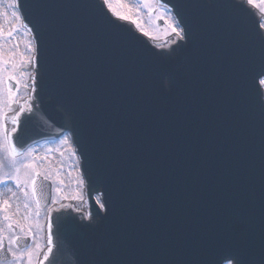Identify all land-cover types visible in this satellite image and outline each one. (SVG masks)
<instances>
[{
  "label": "water",
  "instance_id": "95a60500",
  "mask_svg": "<svg viewBox=\"0 0 264 264\" xmlns=\"http://www.w3.org/2000/svg\"><path fill=\"white\" fill-rule=\"evenodd\" d=\"M165 1L187 29L171 59L100 0H19L47 98L16 144L72 128L109 208L96 228L65 221L51 264H211L241 238L262 264L264 103L250 69L264 65V33L242 1ZM36 190L45 209L51 183Z\"/></svg>",
  "mask_w": 264,
  "mask_h": 264
},
{
  "label": "rangeland",
  "instance_id": "374dc122",
  "mask_svg": "<svg viewBox=\"0 0 264 264\" xmlns=\"http://www.w3.org/2000/svg\"><path fill=\"white\" fill-rule=\"evenodd\" d=\"M134 4H137V7H134L132 4H129L127 7H122L119 6L118 8L114 7V9L117 12H120L121 14L128 15V14H133L132 18L139 20L140 22V29H143V31H147L149 33V36H154L155 38H163L167 37L168 35H174L171 33V30L168 29L167 27V21L171 20V17L168 13V8L165 7L164 5H161L158 3V0H134ZM110 3H112V0H110ZM258 5L261 8H264V2H261V0H257ZM140 9V11L138 10ZM154 10V11H150ZM130 16V15H128ZM131 17V16H130ZM160 17H164L163 23L159 24L158 19ZM11 22L8 23L9 26L5 25L2 26L1 29V38L0 40L3 43H8L11 48H14L16 51L15 53L11 54L8 58L6 59H0L3 61H9L8 64H0V69H3V71H0V77H3L4 83L0 84V117H3V115L6 113L8 117L13 116L14 114L12 112H9V107H8V95H7V87H6V77L9 75L11 72L16 76L17 81L22 83L21 79L18 78V70H15L13 68L14 65H18L22 62V59L26 58L27 50L25 51L21 49L20 46V41L18 38L22 37V33L24 31L23 27L20 24H15L14 27L10 26ZM20 32V33H19ZM9 33H12L11 36H9ZM15 40H18L19 45L16 44ZM28 46H29V42ZM16 101H21L20 94ZM13 106V105H12ZM8 121H11L10 119L7 120L6 122L0 119V123H6V127H8ZM11 129V128H10ZM9 129V130H10ZM4 141H3V132L0 130V160L3 161L4 163V168L3 171L0 172V175L4 173L8 174H15V170L13 167L10 166V160L11 158L8 156L6 148L3 146ZM45 153L46 155H51L53 154L54 151H57V157H58V165L61 163L68 164L67 167L70 166L71 162L74 160V154L69 146V141L62 140L60 142L53 143L51 145H46L45 148ZM35 149L29 150L27 153H30L29 155H22V156H17L16 161L19 164L20 162H31L34 164L35 168L37 171L43 173L44 175H47L49 177V180H52L53 186H54V193L53 197L56 200L60 199V196H66V190H65V185L60 183V176L58 175V169L55 168H49V172L41 170L40 166H38L39 157L35 156L34 154ZM59 152V154H58ZM43 153V152H42ZM62 165H60V170L62 168ZM44 169V167H43ZM25 171L32 172L31 169H21V177L23 178V174ZM34 174V173H32ZM64 175V173H63ZM74 177H70L71 182ZM10 183V186L8 184ZM74 183V182H73ZM6 185L7 188L11 190V192L16 193L15 196H13V193L9 195L5 200H10L11 205H13L12 209L14 210V214H16L17 217H21L22 215H26L28 220L22 219H17L14 220L15 218L10 216V212H8V208L4 209L3 208V199L1 200L0 204V237L6 239L8 242L9 238H12L16 235L20 236H25V234L31 232V243L28 246V248H31L33 250V256H32V264H40V259L42 258L44 254V247H45V230L47 228V220H46V215L43 209L40 207H37V203L35 198L31 196V188H28L27 191L29 192V196L26 198L23 193L21 192L20 188H17L15 186V183L13 181H8L5 184H0V189ZM69 186V187H68ZM67 186V190L69 195H72V187L70 189V185ZM23 187V185H21ZM19 199L21 197L22 200L25 201V205L27 204V207H25V211L27 210L26 213H24L18 206L15 205V201L13 198ZM38 213V214H37ZM8 216L10 217V220H5L4 217ZM30 219H33V224L31 223L30 225ZM11 223L13 225L12 228L8 227V224ZM23 228V232L20 231V229ZM48 229V228H47ZM40 245V249L37 251L36 250V245ZM8 245V243H7ZM23 249V248H22ZM22 249H17V252L19 254V251ZM12 259V257H11ZM10 259V260H11ZM5 261L4 264H8V261ZM19 264H28V259L27 256L25 255L22 260L19 262Z\"/></svg>",
  "mask_w": 264,
  "mask_h": 264
},
{
  "label": "snow or ice",
  "instance_id": "6c2138e0",
  "mask_svg": "<svg viewBox=\"0 0 264 264\" xmlns=\"http://www.w3.org/2000/svg\"><path fill=\"white\" fill-rule=\"evenodd\" d=\"M243 2V0H242ZM261 2H264V0H261ZM103 4L108 5L109 9L113 11V14L117 16L118 20H124V21H131L134 23L138 28H140V22L139 20H136L128 15L121 14L120 12H117L110 3V0H103ZM247 4L253 5L255 7H258L257 0H247ZM11 7L14 9H19L20 3L19 0H12ZM154 11V10H150ZM261 11L264 12V8H261ZM14 16H17V18H20L17 14V12H13ZM160 19H164V17H160ZM167 27L171 30V33L174 34L176 37H179L181 40H185L187 38V29L181 25V22L178 19H171L167 21ZM260 27L264 28V25H260ZM143 31V29H141ZM12 33H9V36H11ZM144 35H149L147 31H144ZM264 38V37H262ZM28 51L31 53L26 59H22V62L18 65H14L13 68L15 70H20L21 75H23V69L27 67L28 65H31L33 61L37 59L38 55V49L35 47H30ZM9 61H3L0 60V64H8ZM0 71H3V69H0ZM252 72V80L253 82H256L258 80L259 85L264 86V65H262L259 69L252 68L250 69ZM32 90H35V78L32 77ZM7 81H15L16 82V91L19 90V81H17L16 76L12 74L11 72L7 76ZM5 81L3 77H0V84H3ZM25 88H28L29 85L25 84ZM2 92V90H0ZM261 96L262 103H264V93H257ZM15 95L13 88H8V107L9 109L12 108V105L14 103L19 104V110L15 112V114L11 117H8L5 113L3 117H0L3 121L11 120V123L13 127L9 130L6 127V123H0V130L3 132V141H4V147L7 150L8 156L11 158L10 160V166L14 168L15 174H8L4 173L0 175V184H5L8 181H13L15 183V186L17 188H20L23 195L27 198L29 196V192L27 191L28 188H31V196L33 198L37 195L36 190V184H37V178L43 176L44 180H48L49 177L47 175H44L43 173L36 170L35 166L31 162H20L19 164L16 161V157L19 155H29L30 153H21L19 149L17 148L16 144L13 143V134L17 132L18 126L20 124V116L25 112H31L32 111V105L30 103H21L19 101H16L12 99V97ZM4 163L2 160H0V172L3 171ZM31 169L32 172L25 171L23 174V178L21 177V169ZM34 173V174H32ZM81 183H83V180H81ZM23 185V187H21ZM16 193H13V196H15ZM37 207L39 208V200H36ZM97 203L99 204L100 209L104 210V214L107 215L109 208L106 206L108 205V202L105 200H98ZM11 204L8 200H5L3 202V208L7 209L10 208ZM27 207V204L25 205ZM38 214V213H37ZM5 220H10V217L5 216ZM85 219L89 220L90 222L93 220V217L91 216V213L88 214ZM9 228H12L13 225L11 223L8 224ZM61 227V223L57 224V231H59ZM48 229H49V235L47 238V251L43 254V259L46 261L49 259V256L53 252V239L51 235V229L52 224L51 221L48 223ZM21 232H23V228L20 229ZM29 236H31V232L25 234V236L16 235L12 238L8 239V245L5 246L3 242V238L0 237V253H7L9 254L12 259L8 261V264H19V262L22 260V258L26 255L28 259V264H32V256H33V250L31 248L25 247L22 250L19 251V254L17 252V249H21V241L28 239ZM40 249V245H36V250L38 251ZM247 252L245 249L243 238L238 240L236 243H234L229 248H223L218 247L214 254V259L212 260L211 264H222V262L227 261L229 264H249V261L246 259ZM262 264H264V244H262Z\"/></svg>",
  "mask_w": 264,
  "mask_h": 264
},
{
  "label": "bare ground",
  "instance_id": "6f19581e",
  "mask_svg": "<svg viewBox=\"0 0 264 264\" xmlns=\"http://www.w3.org/2000/svg\"><path fill=\"white\" fill-rule=\"evenodd\" d=\"M134 0H112V7H116L118 8L119 6H122V7H127L129 6V4H132L134 7H137L136 5L137 4H134L133 2ZM11 4H12V0H0V38H1V29H2V26H9L8 23L11 22L10 26H13L15 24H19L21 22V19L22 18H17V16H14L13 15V12H17L18 16H20V12H19V9H14L13 7H11ZM256 10H259L261 13H262V17H264V12L261 11V8L260 7H255ZM119 9V8H118ZM140 11V9H138ZM168 11V10H167ZM171 19H174L173 16L171 15L170 11H168ZM125 14V13H124ZM130 15L131 17L133 16V14H128ZM264 25V24H263ZM141 30V29H140ZM26 31H29L28 29H26ZM20 33V32H19ZM149 39L151 41H157V43H164L166 46L168 45V43L172 42L173 40L177 39L178 37L174 36V35H168L167 37H163V38H155L154 36H148ZM19 41H20V46H21V49H23L24 51L27 49L28 47V44H27V33H24L22 35L21 38H18ZM15 49L14 48H11L10 45L8 43H3L1 40H0V59H6L8 58L11 54L15 53ZM27 54H28V50H27ZM32 69H33V66L32 64L31 65H28L27 67H25V70L23 71V75H21V72H19L20 76H23V81L24 83L21 85L22 87V93H21V103H25L27 102V98L30 96V91H31V78H32ZM26 79H28V82L26 83ZM25 84H28L29 87L28 88H25L24 85ZM19 110V104H17L16 106H13L11 109H9V112H12L13 114H15L16 111ZM8 127L9 129L13 127L11 121H8ZM67 138V137H66ZM55 142V141H53ZM52 141L50 142H43L42 145L46 146V145H51L53 144ZM42 152H44V147L42 146ZM59 154V152H58ZM39 157V159L41 160V162L38 164V166H40L41 170L49 172V168H54V167H57L58 166V157H57V151H54L53 154H51L50 156H47V155H43V154H39L37 155ZM77 160H75V169L73 168V165L70 167V169L67 170V173L64 175L65 178H67V180H69L70 177H74V180H75V185H74V189L76 190V185L80 186V189L82 190V193L84 194V182L81 183V180H83L81 178V176L79 175V172H78V169H77ZM44 167V169H43ZM61 171L58 173V175H61ZM8 186H10V183L8 184ZM13 192H11V190L9 188H7V186H3L2 189H0V200L3 199V202L5 201V199L11 195ZM13 200L15 201V205L18 206L24 213L27 212V210L25 211V201L21 199V197L19 199H17V196L16 198H13ZM10 204H11V201L9 200ZM75 205H76V208L77 209H84V210H87V205H86V202L83 199L81 200H76L75 202ZM13 205H11L10 208H8L9 212H10V216L14 217L17 221V219H22L24 218V220H28L26 215H22V218L21 217H17L16 214H14V210L12 209ZM50 209V208H49ZM47 209L45 211V214H46V220L48 218V210ZM49 220V219H48ZM33 219H30V225L31 223L33 224ZM48 232H47V229L45 230V247L43 249L46 250L47 248V238H48ZM41 261V259H40Z\"/></svg>",
  "mask_w": 264,
  "mask_h": 264
}]
</instances>
